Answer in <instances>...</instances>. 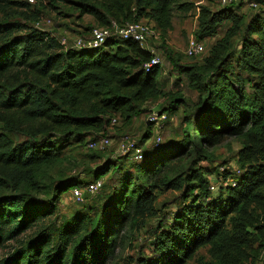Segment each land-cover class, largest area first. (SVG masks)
I'll return each instance as SVG.
<instances>
[{
    "label": "trees",
    "instance_id": "trees-1",
    "mask_svg": "<svg viewBox=\"0 0 264 264\" xmlns=\"http://www.w3.org/2000/svg\"><path fill=\"white\" fill-rule=\"evenodd\" d=\"M49 1L52 7L69 3L99 27L147 20L164 40L173 9L194 8L186 0ZM258 2L248 20L240 12L243 0L217 10L198 7L196 37L203 42L222 34L200 63H181L163 42L177 70L174 83L186 85L192 100L181 88L166 89L161 64L145 67L154 53L137 41L110 38L96 48H77L36 27L39 14H25V23L0 20V248L21 242L0 264H106L116 256L127 224L133 231L156 215L159 188L182 189V200L160 216L152 255L138 264H187L204 247L212 259L198 264H264V0ZM10 4L29 6L0 0L2 10ZM92 28L81 33L90 35ZM162 97L168 104L150 113H167L169 119L183 105L184 137L141 145L142 159L132 165L108 158L89 170L93 180L110 174L115 183L105 186L97 205L56 225L51 218L62 194L93 181L79 174L45 176L50 165L62 163L65 145L83 143L86 133L105 136L117 115L128 121ZM152 135L149 127L141 143ZM228 137L242 143L235 174L219 171L215 183L193 163L171 171L174 160L208 158V149ZM85 157L92 162L102 155ZM28 231L31 236L20 240Z\"/></svg>",
    "mask_w": 264,
    "mask_h": 264
},
{
    "label": "rangeland",
    "instance_id": "rangeland-1",
    "mask_svg": "<svg viewBox=\"0 0 264 264\" xmlns=\"http://www.w3.org/2000/svg\"><path fill=\"white\" fill-rule=\"evenodd\" d=\"M14 1L27 2L29 3V6L21 7L15 4H10L3 10L0 8V20L7 19L8 21H19L25 23L27 21L25 14H39L42 16L39 26L53 32L58 39L62 36H66L68 40L67 45L73 44L74 39L79 36L88 37L87 34L83 33V35L81 33L87 26H98L96 20L91 15H81L79 12L72 10L69 3H61L59 7H52L49 0H34V2H31L30 0ZM186 1L192 2L194 4V8L191 11L184 12L175 7L173 9L172 17L173 26L168 31L165 40L158 35V37L152 39L150 42L156 55L159 56L161 60V65L164 70L163 77L166 78V89L175 91L178 88H181L185 96L192 100L194 99V93L190 92L186 85H175V78L178 76L177 70H175L172 63L169 62L166 55V49L162 47V44L165 41L166 46L173 50L177 55L181 56V63L183 64L191 65L202 62L203 58L208 55V51L212 44L222 34L217 37H208L203 39L202 43L205 45V52L202 54L194 57L186 56L185 51L188 41L190 37L196 36V31L198 29V7L201 5H208L213 10H217L222 5L220 0ZM11 10H13L11 12L12 16L9 18L7 16ZM254 11V8L249 7L247 3L246 5H243L240 10V12L245 15L247 20L253 13H255ZM37 24L38 22L36 25ZM226 26L227 23L222 26L221 30L223 31ZM167 104V100L163 97L156 102H148L144 106L145 109L139 115L128 121L126 118L117 115L116 118L118 122L115 125H110L105 130V134L111 138V141L103 148L99 147L101 149H92L87 146L89 140L98 135H94L92 133H86L87 136L86 134L84 135L86 137L83 143L74 142L71 143V146H68V144L65 145L61 154L62 163L50 165L47 168L45 176H48V178L50 176L59 178L61 176L66 177L69 175L79 174L84 179L90 181L93 180V176L88 175L87 172L98 164H103L108 158L119 161L121 160L129 165L136 162L132 155L124 156L125 154H123L121 150V144L126 139L130 141L134 140L138 142L139 145H144L146 148L150 147L155 138L158 136H161L164 142L174 139H182L185 131L188 129L183 121L184 116L187 114V112H184L183 105H181L169 119L162 123H155L149 119L151 114L150 111L159 109V107L161 108ZM149 127L153 130V135L149 140L143 141L142 144L141 140L145 136ZM241 147L242 143L238 138L228 137L219 145L208 149L206 152V155L209 156L208 158L193 154V157L190 159H188V155L180 160H174L171 163V166H173L171 171L180 172L182 171V168L184 170V168L193 163L202 167L206 173H210V175H212V181L216 183V175L219 171L230 170L233 174L238 172L239 165L237 163V157ZM87 154H96L97 156L102 155V157H96L95 159H92V162H88L91 160H88V158L85 157ZM171 175L174 176L175 174ZM134 176L137 177V174ZM102 180L103 184H105L104 188L94 196L88 195L83 204H78L74 201L72 192L74 187H70L66 193L62 194V201L59 203L58 211L51 218V220L58 225L61 221L70 218L76 211L87 210L90 206L97 205L95 204V201H98V198L105 194L106 185H113L115 183V176L109 174L102 178ZM181 190L182 189H156V215L143 218L136 225V228L133 231L129 230V224H127L125 229L122 231L121 236L125 234V237L124 240L119 243L116 256L107 261L106 264H138V261L143 259V257L150 258L153 252V242L155 240V227L160 220V216L166 211L175 208L176 205L181 202ZM90 213H92V209L90 210ZM31 234L32 231H28L26 234L20 236V240L25 241L31 236ZM20 247V241L11 240L7 242L5 246L0 248V259L3 257H9ZM261 256V260L264 262V248L261 251ZM211 259L208 247H204L198 252L197 256L192 260H189L187 264H198L201 260L209 262Z\"/></svg>",
    "mask_w": 264,
    "mask_h": 264
},
{
    "label": "built area",
    "instance_id": "built-area-1",
    "mask_svg": "<svg viewBox=\"0 0 264 264\" xmlns=\"http://www.w3.org/2000/svg\"><path fill=\"white\" fill-rule=\"evenodd\" d=\"M31 2H34V0H30ZM241 0H220V3L222 6H229V5H235L239 3ZM246 1L247 5L251 8H258L259 2L258 0H243ZM38 28H42L39 26V22L36 25ZM159 31L155 27L154 23H150L146 20H140L136 22H128L124 25H120L116 22H113L110 26H103V27H93L90 35L82 37L79 36L74 39L73 46L77 48L82 47H88V48H96L105 43L107 39L110 38H121L125 40H134L139 42V44L146 48L151 50L154 53V56L152 60L145 64V67H151L155 64H161V60L159 56L156 55L154 48L151 45V40L158 37ZM59 41L67 46V37L62 36ZM205 50V45L200 41L196 36L190 37L188 41V45L185 51V54L188 57H194L202 54ZM150 121H154L155 123H162L168 119L167 113L157 112L153 111L150 114ZM117 118H113L112 124L115 125L117 123ZM156 140L159 142L162 140L161 136L156 137ZM111 141V138L107 135L101 136L98 139H91L89 140L87 146L92 149L96 148H103L104 146L108 145ZM99 148V149H101ZM121 150L123 154L125 155H132L135 160H141L142 159V153L143 148L141 145L138 144V142L134 140H124V142L121 144ZM231 181V180H230ZM103 186V180L102 179H96L93 181H90L84 186H76L72 190L74 201L78 204H82L86 201L87 195H95L99 193ZM215 189V184H211V190Z\"/></svg>",
    "mask_w": 264,
    "mask_h": 264
}]
</instances>
